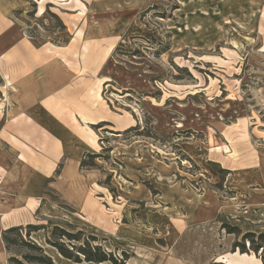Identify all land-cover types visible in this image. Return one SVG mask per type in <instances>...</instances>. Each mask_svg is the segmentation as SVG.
Segmentation results:
<instances>
[{
  "label": "rangeland",
  "instance_id": "1",
  "mask_svg": "<svg viewBox=\"0 0 264 264\" xmlns=\"http://www.w3.org/2000/svg\"><path fill=\"white\" fill-rule=\"evenodd\" d=\"M0 6L43 49L71 46L81 31L66 55L71 61L92 39L106 49L96 91L114 118L91 128L88 140L100 156L86 157L82 167L97 183L92 197L100 210L81 217L61 206L31 233L37 244L58 252L46 243L58 225L81 231L77 245L94 236L116 258L126 252V264H228L223 256L235 242L246 248L237 256L264 264V250L254 254L242 239L252 232L259 242L264 200L235 197L237 185L253 187L264 177L257 158L264 159V0H0ZM226 143L251 151L252 168L229 172L224 153L214 150ZM43 189L46 199L57 200L53 189ZM226 223L240 234L222 229ZM9 255L3 245L0 264Z\"/></svg>",
  "mask_w": 264,
  "mask_h": 264
},
{
  "label": "crops",
  "instance_id": "2",
  "mask_svg": "<svg viewBox=\"0 0 264 264\" xmlns=\"http://www.w3.org/2000/svg\"><path fill=\"white\" fill-rule=\"evenodd\" d=\"M79 32L81 37L74 38L71 46L43 49L0 6V248L4 229L44 225L49 217L61 213V206L81 217L100 210L92 197L97 183L89 181L91 175L85 176L80 161L85 153L97 151L88 140L93 125L114 116L100 105L101 94L96 91L98 83L102 85L97 74L106 49L92 39L88 51L80 47L76 61L66 56L82 38ZM91 45L95 46L92 50ZM227 145L229 153L234 152L223 155L229 172L252 168L246 163L253 159L251 151L241 153ZM260 157L263 176L264 159ZM44 186L53 189L57 200L46 199ZM236 190V199L244 195L247 204L264 200V177L253 187L240 183ZM38 244L53 261L63 259ZM237 253L223 258L228 264H261L259 259L237 258Z\"/></svg>",
  "mask_w": 264,
  "mask_h": 264
},
{
  "label": "trees",
  "instance_id": "3",
  "mask_svg": "<svg viewBox=\"0 0 264 264\" xmlns=\"http://www.w3.org/2000/svg\"><path fill=\"white\" fill-rule=\"evenodd\" d=\"M118 133V132H114ZM100 154L94 152L85 153L80 161L82 167L89 165L85 158L98 157ZM228 233L240 234L236 226H231L228 223L221 225ZM45 228L43 224H26L24 226H11L10 228L4 229L1 233V238L3 241L4 249L10 255L7 258L8 264H54L51 257L48 256L43 248L38 245L32 237H30L32 232L39 231V229ZM81 231H67L66 229L54 225L50 231L49 238L46 239V243L51 247L55 248L59 254L66 260L73 261L74 263L91 262V263H102L109 262L113 264H126V259L128 254L122 252V257L120 259L116 258L113 253L107 252L102 249L100 244H95L97 241L96 237L90 236L83 238L81 244L77 245L80 241ZM255 234L252 232H246L242 235L243 240H247L254 254H256L260 249L264 250V233L257 234L256 238L259 240L255 244L253 239ZM234 249H239V251L246 252L245 245L243 243L235 242ZM15 247L17 249L23 250V253L15 254L10 252L11 248ZM20 257V258H19ZM262 259V257H261ZM209 264H223L222 262L213 261Z\"/></svg>",
  "mask_w": 264,
  "mask_h": 264
},
{
  "label": "bare ground",
  "instance_id": "4",
  "mask_svg": "<svg viewBox=\"0 0 264 264\" xmlns=\"http://www.w3.org/2000/svg\"><path fill=\"white\" fill-rule=\"evenodd\" d=\"M81 14H83V12ZM214 150L216 152H221V153H224L225 152L226 154L230 152V148L227 145H224L223 147H215ZM236 257L238 258L239 256H236Z\"/></svg>",
  "mask_w": 264,
  "mask_h": 264
}]
</instances>
